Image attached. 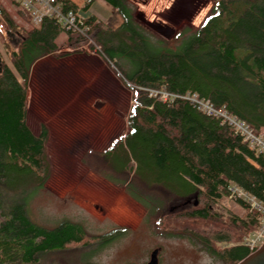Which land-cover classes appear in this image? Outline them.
<instances>
[{
    "label": "trees",
    "instance_id": "obj_1",
    "mask_svg": "<svg viewBox=\"0 0 264 264\" xmlns=\"http://www.w3.org/2000/svg\"><path fill=\"white\" fill-rule=\"evenodd\" d=\"M58 1L65 9L76 8L69 0ZM104 1L117 11L121 24L112 29L90 15L91 36L130 86L133 103L129 133L104 152L88 153L85 165L111 182L123 178L136 197L152 198L155 228L168 230L171 238L188 239L222 264H237L250 255L244 241L256 231L259 214L236 201L244 215H231L229 227L220 230L214 227L220 221L214 206L233 185L264 202V155L220 119L182 100L159 102L144 90L197 94L261 132L264 0H214L199 27L186 29L175 49L155 41L135 21L128 1ZM93 3L87 0L83 11ZM0 14L18 49L10 65L0 61V264H34L36 254L79 238V226L49 231L35 225L26 204L51 174L48 132L42 127L36 135L27 124L28 84L35 64L57 54L63 32L54 20L20 31L1 5ZM66 36L69 46L84 45L83 39ZM191 222L207 227L195 229Z\"/></svg>",
    "mask_w": 264,
    "mask_h": 264
},
{
    "label": "rangeland",
    "instance_id": "obj_2",
    "mask_svg": "<svg viewBox=\"0 0 264 264\" xmlns=\"http://www.w3.org/2000/svg\"><path fill=\"white\" fill-rule=\"evenodd\" d=\"M171 2L149 0L131 4L135 21L147 32L145 26L159 21ZM0 5L17 23L18 30L34 28L8 0H0ZM85 14L96 16L112 29L121 24L120 16L104 0H94ZM202 20L191 30L198 28ZM151 36L159 40L156 35ZM184 37L171 42L168 48H178ZM11 40L10 35V44H7L0 31V61L9 65L15 48ZM57 44V54L35 66L28 84L27 124L36 135L42 127L47 130L46 153L51 165L48 180L26 200L28 218L49 231L70 221L79 222L87 231H106L115 226L155 228L150 214L152 198L136 197L131 188L123 185V178L118 176L111 182L84 163L88 153L104 152L114 140L129 133L127 122L133 91L99 58L69 46L65 33L60 34ZM261 133L264 135V129ZM214 212L220 216L214 227L220 230L229 227L231 215H244L235 202L225 198L214 206ZM190 224L195 229L207 227L199 222ZM167 245L166 264H222L188 239L172 238Z\"/></svg>",
    "mask_w": 264,
    "mask_h": 264
},
{
    "label": "flooded vegetation",
    "instance_id": "obj_3",
    "mask_svg": "<svg viewBox=\"0 0 264 264\" xmlns=\"http://www.w3.org/2000/svg\"><path fill=\"white\" fill-rule=\"evenodd\" d=\"M126 1L138 5L139 2L147 3L149 0ZM213 2L214 0H172L161 13L159 21L154 20L145 29L168 47L186 29L194 27L199 19L204 20ZM151 24L172 29L175 32L174 37L170 40L162 38L153 31ZM66 224L80 227L75 230L79 238L73 239L62 249L36 254L35 264H151L153 256L157 259V264H166L169 249L167 243L172 239V234L166 229H148L144 226L139 229H126L115 226L106 231H87L79 222L70 221Z\"/></svg>",
    "mask_w": 264,
    "mask_h": 264
},
{
    "label": "built area",
    "instance_id": "obj_4",
    "mask_svg": "<svg viewBox=\"0 0 264 264\" xmlns=\"http://www.w3.org/2000/svg\"><path fill=\"white\" fill-rule=\"evenodd\" d=\"M8 1L15 6L18 11L29 17L33 27H39L45 20L56 21L63 33L66 35H74L84 40V45L79 48L80 52H86L93 57L99 58L109 66L113 73L118 76L120 75L115 63L107 59L102 47L92 38V26L88 21L89 16L85 14L82 7L75 5L76 8L68 6L69 8L65 9L66 6L58 0ZM0 31L5 37V42L10 44L9 38L11 31L1 14ZM12 53H18V49L13 48ZM144 91L147 92L149 97L159 102L168 103L175 100H182L190 103L194 108L205 115L220 119L223 123L231 127L235 134L240 136L242 141L251 149H255L264 155V135H262L261 132L251 129L238 118L228 114L225 110L217 109L211 102L201 99L197 94L187 93L184 95H175L169 93L164 88L159 90L148 89ZM225 199L232 202L241 201L248 207L250 212L259 214V225L256 231L249 235L244 241V245L250 250V255L256 253L264 245V202L256 199L235 185L230 187L229 195ZM221 201L222 200L218 201L217 204Z\"/></svg>",
    "mask_w": 264,
    "mask_h": 264
},
{
    "label": "water",
    "instance_id": "obj_5",
    "mask_svg": "<svg viewBox=\"0 0 264 264\" xmlns=\"http://www.w3.org/2000/svg\"><path fill=\"white\" fill-rule=\"evenodd\" d=\"M151 27L155 33L166 40H170L174 37L175 32L163 25L151 24ZM151 264H157V259L154 258V256ZM237 264H264V245L256 253L249 255Z\"/></svg>",
    "mask_w": 264,
    "mask_h": 264
},
{
    "label": "crops",
    "instance_id": "obj_6",
    "mask_svg": "<svg viewBox=\"0 0 264 264\" xmlns=\"http://www.w3.org/2000/svg\"><path fill=\"white\" fill-rule=\"evenodd\" d=\"M74 5H76V6H79V7H84V5H85V2H84V0H70ZM94 16V15H93ZM96 17V16H95ZM97 18V17H96ZM49 57H52V56H48V57H45V58H43V59H46V58H49ZM43 59H41V60H39L36 64H35V66L40 62V61H42ZM35 66H34V68H35ZM34 68H33V70H34ZM32 74H33V71H32ZM32 74H31V79H32ZM30 79V80H31Z\"/></svg>",
    "mask_w": 264,
    "mask_h": 264
}]
</instances>
